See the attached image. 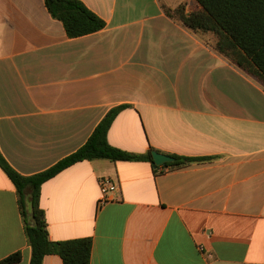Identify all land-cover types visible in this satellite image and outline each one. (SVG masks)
<instances>
[{
    "label": "crops",
    "instance_id": "crops-1",
    "mask_svg": "<svg viewBox=\"0 0 264 264\" xmlns=\"http://www.w3.org/2000/svg\"><path fill=\"white\" fill-rule=\"evenodd\" d=\"M106 22L70 38L45 0H0V150L20 174L81 148L114 108L109 143L209 158L78 163L43 184L49 237L92 238L91 264H264V82L166 8L196 0H81ZM118 189L100 203L101 180ZM30 264L17 189L0 167V260ZM43 264H63L48 255Z\"/></svg>",
    "mask_w": 264,
    "mask_h": 264
},
{
    "label": "trees",
    "instance_id": "trees-1",
    "mask_svg": "<svg viewBox=\"0 0 264 264\" xmlns=\"http://www.w3.org/2000/svg\"><path fill=\"white\" fill-rule=\"evenodd\" d=\"M200 9L188 14L185 6L166 8L167 14L196 33H213L216 48L238 67L264 82V0H196ZM51 15L61 21L70 38L96 33L106 22L81 0H45ZM124 106L112 109L100 122L90 139L77 151L58 161L50 168L30 176L18 173L0 150V167L17 189L21 213L25 220V234L32 250L30 264H43L48 255H59L63 264H91L92 238L62 242L49 237L45 211L41 208L43 184L66 169L93 160L149 161L155 166L151 149L147 154H134L112 146L109 130ZM174 162L158 166L156 171L184 166L209 158L169 155ZM22 253L16 252L0 260V264H18Z\"/></svg>",
    "mask_w": 264,
    "mask_h": 264
},
{
    "label": "built area",
    "instance_id": "built-area-1",
    "mask_svg": "<svg viewBox=\"0 0 264 264\" xmlns=\"http://www.w3.org/2000/svg\"><path fill=\"white\" fill-rule=\"evenodd\" d=\"M100 184H101V192H102L100 203L104 204L105 202L110 200L111 195L117 191L118 186L109 177L103 178Z\"/></svg>",
    "mask_w": 264,
    "mask_h": 264
},
{
    "label": "water",
    "instance_id": "water-1",
    "mask_svg": "<svg viewBox=\"0 0 264 264\" xmlns=\"http://www.w3.org/2000/svg\"><path fill=\"white\" fill-rule=\"evenodd\" d=\"M152 156H153L154 163H155L156 167L162 166V165H164L166 163H170V162H174L175 161V159L173 157L168 156L166 154H162V153L156 152V151L152 152Z\"/></svg>",
    "mask_w": 264,
    "mask_h": 264
}]
</instances>
